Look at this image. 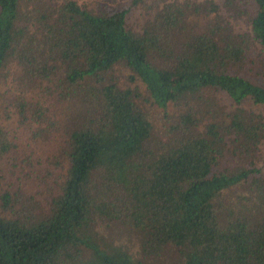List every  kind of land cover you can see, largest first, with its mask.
<instances>
[{"label":"trees","instance_id":"1","mask_svg":"<svg viewBox=\"0 0 264 264\" xmlns=\"http://www.w3.org/2000/svg\"><path fill=\"white\" fill-rule=\"evenodd\" d=\"M0 79V264H264V0H0Z\"/></svg>","mask_w":264,"mask_h":264},{"label":"rangeland","instance_id":"2","mask_svg":"<svg viewBox=\"0 0 264 264\" xmlns=\"http://www.w3.org/2000/svg\"><path fill=\"white\" fill-rule=\"evenodd\" d=\"M123 78H121V80H123ZM2 84L3 82L0 79V86H2ZM144 105L146 107V110L144 109V111H146L148 118H151L156 129H159V126L161 128L165 124L169 123L168 117L164 116L161 113V111L159 110L160 108L158 109L156 106L150 105L149 102H145ZM244 105H246L247 107L254 106L252 103H244ZM0 120L4 121L9 128H17L16 116L12 114L9 118H7L6 112L3 110L2 106H0ZM16 130H18V132L21 134L20 138L15 140L19 144V146L16 148H12L9 154H6L2 159H0V170L3 172L2 175L4 176L5 174L8 179H11L12 181H18L21 179V177L23 178L25 172H31V178L27 181L32 184V187L45 191V181H48L49 184L54 185L55 177L52 174L50 176L49 173L45 171V167L51 169L54 173L60 171V168H58L55 164L56 161L54 160V157L50 156L49 154L53 151V149L51 148V146L47 145L45 147L42 146V148L40 149V147H38L34 142L27 141L31 137L28 131L24 130L21 127ZM31 148H34L36 152H34L33 155L30 156L29 151ZM47 156H49L50 158H48ZM227 159L228 160L226 161V164L233 163V161L235 162V160L237 159V156L233 155L232 153H229ZM13 168L14 172L12 173L11 170ZM36 173H40V175L36 176ZM244 195L245 193L243 191L237 190L234 193L233 197L235 201H238ZM256 205L261 206H259L256 210H249L247 212L249 216L253 217L256 216L260 211L264 212V208L262 207L264 205L263 200H261V202L257 203ZM132 246H134L133 243ZM163 264L173 263L169 260H166ZM178 264H182L181 258H179Z\"/></svg>","mask_w":264,"mask_h":264}]
</instances>
